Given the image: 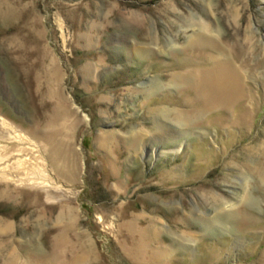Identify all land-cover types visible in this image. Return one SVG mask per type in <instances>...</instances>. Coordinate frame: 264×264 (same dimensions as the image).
Here are the masks:
<instances>
[{
	"label": "rangeland",
	"instance_id": "374dc122",
	"mask_svg": "<svg viewBox=\"0 0 264 264\" xmlns=\"http://www.w3.org/2000/svg\"><path fill=\"white\" fill-rule=\"evenodd\" d=\"M217 39L252 98L184 126ZM262 167L264 0H0V264H264Z\"/></svg>",
	"mask_w": 264,
	"mask_h": 264
},
{
	"label": "bare ground",
	"instance_id": "6f19581e",
	"mask_svg": "<svg viewBox=\"0 0 264 264\" xmlns=\"http://www.w3.org/2000/svg\"><path fill=\"white\" fill-rule=\"evenodd\" d=\"M198 24L201 25L199 26L198 30V38H193L195 44L198 43L199 46H203L206 45V43L209 41L212 42V37L209 33L210 30L208 31V27L202 24V21L198 22ZM245 38L248 41L249 37L247 35L244 37V39ZM193 41L191 43H193ZM218 41V45L213 44L212 48L209 49V52L211 53V55L209 56H212L211 58L213 62L210 66H208V69H197L196 67H194L193 69L191 68V70L188 71L184 70L183 72L179 71L178 73L174 72L172 74L173 78L175 79L174 81H172L173 83H180L182 78H187L188 84L185 85L188 86V92L190 95H194L197 98L196 103L194 104L195 106H189L187 108V112L185 113H181L180 109L179 111L178 109H173L174 117L180 124H187L188 121H190V119L194 117V115L205 112L214 107L232 108L236 103H245L247 100L252 98L249 86L245 83V78L249 73V69H244L246 68V66H248L246 65V59H242V57L234 53L233 50H229L225 43L221 42L220 40ZM215 52L217 53L214 54ZM245 52L246 50H244L243 53ZM237 57H241L242 60H239L240 58ZM178 74H182V78L177 77ZM197 102H200L198 106L196 105L198 104ZM158 110L162 111L163 108H159ZM163 111L165 112L167 110ZM171 112L173 111L171 110ZM176 116H178V118H176ZM175 128L178 132L183 133L184 131V128L182 129L178 125H176ZM203 134L204 133H202V135ZM258 174V180L264 184V167L260 169V172L258 171ZM246 184L247 183L245 180L244 185Z\"/></svg>",
	"mask_w": 264,
	"mask_h": 264
}]
</instances>
